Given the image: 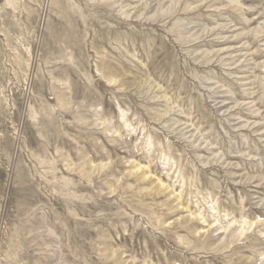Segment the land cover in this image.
I'll return each instance as SVG.
<instances>
[{
	"label": "rangeland",
	"instance_id": "rangeland-1",
	"mask_svg": "<svg viewBox=\"0 0 264 264\" xmlns=\"http://www.w3.org/2000/svg\"><path fill=\"white\" fill-rule=\"evenodd\" d=\"M0 264H264V0H0Z\"/></svg>",
	"mask_w": 264,
	"mask_h": 264
},
{
	"label": "bare ground",
	"instance_id": "bare-ground-1",
	"mask_svg": "<svg viewBox=\"0 0 264 264\" xmlns=\"http://www.w3.org/2000/svg\"><path fill=\"white\" fill-rule=\"evenodd\" d=\"M21 25V24H20ZM17 26V25H16ZM18 28H19V26H18ZM19 29H21V27L19 28ZM19 31V30H18Z\"/></svg>",
	"mask_w": 264,
	"mask_h": 264
}]
</instances>
